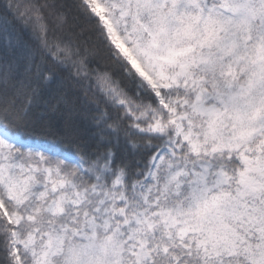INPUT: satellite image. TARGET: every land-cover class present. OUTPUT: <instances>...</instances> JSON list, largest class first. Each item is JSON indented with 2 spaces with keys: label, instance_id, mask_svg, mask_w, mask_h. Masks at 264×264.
Returning a JSON list of instances; mask_svg holds the SVG:
<instances>
[{
  "label": "snow or ice",
  "instance_id": "obj_1",
  "mask_svg": "<svg viewBox=\"0 0 264 264\" xmlns=\"http://www.w3.org/2000/svg\"><path fill=\"white\" fill-rule=\"evenodd\" d=\"M0 264H264V0H0Z\"/></svg>",
  "mask_w": 264,
  "mask_h": 264
}]
</instances>
